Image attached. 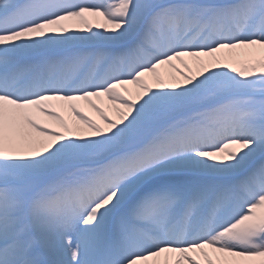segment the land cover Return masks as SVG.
<instances>
[{
	"label": "snow or ice",
	"instance_id": "obj_1",
	"mask_svg": "<svg viewBox=\"0 0 264 264\" xmlns=\"http://www.w3.org/2000/svg\"><path fill=\"white\" fill-rule=\"evenodd\" d=\"M0 264H264V0H0Z\"/></svg>",
	"mask_w": 264,
	"mask_h": 264
},
{
	"label": "bare ground",
	"instance_id": "obj_2",
	"mask_svg": "<svg viewBox=\"0 0 264 264\" xmlns=\"http://www.w3.org/2000/svg\"><path fill=\"white\" fill-rule=\"evenodd\" d=\"M190 66L192 67V70L195 71L196 70V65L194 62L190 61Z\"/></svg>",
	"mask_w": 264,
	"mask_h": 264
}]
</instances>
